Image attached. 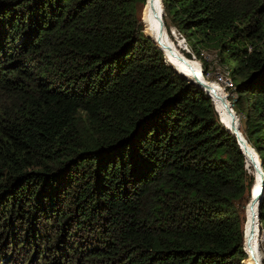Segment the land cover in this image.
Instances as JSON below:
<instances>
[{"label":"trees","instance_id":"16d2710c","mask_svg":"<svg viewBox=\"0 0 264 264\" xmlns=\"http://www.w3.org/2000/svg\"><path fill=\"white\" fill-rule=\"evenodd\" d=\"M156 5L204 77L171 27L234 62L223 113L263 173L260 238L264 0ZM197 81L154 0H0V264H252L259 167Z\"/></svg>","mask_w":264,"mask_h":264},{"label":"rangeland","instance_id":"374dc122","mask_svg":"<svg viewBox=\"0 0 264 264\" xmlns=\"http://www.w3.org/2000/svg\"><path fill=\"white\" fill-rule=\"evenodd\" d=\"M140 13H141L140 21L143 28V32L148 38H150V40L155 45L159 47V49L165 52L163 43L154 29L153 21L151 20L150 15L144 9ZM170 32L174 38L175 44L181 51L190 53L192 55V59L195 61L197 65L202 66L205 64L207 66V70L205 71V79L209 83L210 87L217 85V78H221V87L215 88V96H223V93L227 92L229 98L227 97H219V98H222L223 102L225 101V99H228L229 102L231 103V100H234L236 98V96L232 93V86L230 83V75H229V70L230 68L233 67L234 62L228 57H225L223 61L222 60L220 61V56L218 54V51L215 48H210V47L209 48L203 47L201 49L202 59L200 60L195 57L194 53L190 50L189 46H187L186 40L185 42H182L184 36L182 35L183 37L182 38L180 36L181 33L178 30H176L174 27H171ZM178 40L182 42V45L181 43H179ZM235 83L236 82H234V85H236ZM243 126L241 127L242 129L244 128ZM247 207L248 204H246V206L244 205L243 215H245V219H246ZM245 228L247 229L246 225ZM259 241H260V249H259L260 257L261 259H264V235L261 234Z\"/></svg>","mask_w":264,"mask_h":264},{"label":"bare ground","instance_id":"6f19581e","mask_svg":"<svg viewBox=\"0 0 264 264\" xmlns=\"http://www.w3.org/2000/svg\"><path fill=\"white\" fill-rule=\"evenodd\" d=\"M155 1V22L157 24V26L159 27V30H160V33L162 35V38L164 40V44L166 46V49H167V52L169 54L170 57H173L175 59H177L180 63H182L186 68H188L197 78L200 82H203L202 85H205L206 88L207 86L209 87V93L211 95V100L214 101V102H218L219 104V110H220V116H221V120H222V123L225 125L226 128H230L232 129L231 126H229L228 124H226L225 122V116H224V113H223V101L222 99H220L219 97H225V93H223V96H215V88H220V86L217 84V85H214L213 87H210L209 83L206 81L202 71L196 67H191L190 65H188L182 58L180 55H178V53L174 52L173 49L171 48L170 46V41L167 37V35L161 30L160 26H159V23H158V19H159V12H158V7L156 5V0ZM179 43H181L182 45V42H180V40H178ZM214 94V95H213ZM228 104H229V101H228ZM249 149V148H248ZM250 150V149H249ZM251 151V150H250ZM252 152V151H251ZM248 156V158L254 163V161L249 157L248 154H246ZM254 158H255V155H254ZM255 162L257 164V161H256V158H255ZM255 164V163H254ZM258 165V164H257ZM261 176L259 175V178H258V183H257V188H256V191H255V194L253 196H255L258 192V190L261 188L260 187V182H261ZM253 198V197H252ZM257 199V198H256ZM249 211H250V214L252 216V226H253V235H252V238H251V241H250V245H249V256H250V261L252 264H254L253 260H252V257H251V253L253 254V256L256 258V252H255V247H256V243L258 242L259 240V226L258 224L256 223V220L255 219V216H256V211H255V203L254 205L251 207V204L249 205ZM257 260V259H256Z\"/></svg>","mask_w":264,"mask_h":264},{"label":"water","instance_id":"95a60500","mask_svg":"<svg viewBox=\"0 0 264 264\" xmlns=\"http://www.w3.org/2000/svg\"><path fill=\"white\" fill-rule=\"evenodd\" d=\"M260 73H262V72H260ZM254 78H255V77H252V78H250L248 81H246V82H244V83H242V84H239L238 86H239V87H242L243 85H247V84H249ZM197 83H199V84H201V85L203 84V82H200V81H199V82L197 81ZM209 90H210V89H209V87L207 86V91H206V93H207V96L211 98V95H210V93H209ZM227 129H228L232 134H234V136L237 138V140H238V142H239V144H240L242 150H243L246 154H248L249 157L254 161L255 165H257L256 162H255V158H254V152H251V151L248 149V147H247L246 144L244 143V140H243L241 134L239 133V131H238L236 128H234V127H232V129H230V128H227ZM257 166H258V165H257ZM258 167H259V175L262 177L263 173H262V171L260 170V166H258ZM261 186H262V182H260V187H261ZM259 191H260V189L258 190L257 194H256L255 196H253V198L250 199L251 207L254 205V203H255V201H256V198H257V196H258ZM255 219H257V216H255ZM256 223L258 224V220H256ZM251 257H252V260H253L254 264H261L258 260H256V258L253 256L252 253H251Z\"/></svg>","mask_w":264,"mask_h":264},{"label":"built area","instance_id":"2783aa9c","mask_svg":"<svg viewBox=\"0 0 264 264\" xmlns=\"http://www.w3.org/2000/svg\"><path fill=\"white\" fill-rule=\"evenodd\" d=\"M217 84L221 87V78H217ZM225 94H226L225 97L229 98L227 92H225Z\"/></svg>","mask_w":264,"mask_h":264}]
</instances>
